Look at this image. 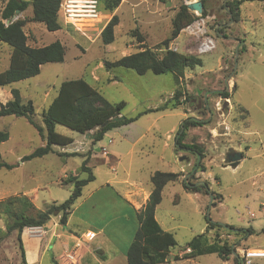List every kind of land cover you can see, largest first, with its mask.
I'll return each instance as SVG.
<instances>
[{
  "label": "rangeland",
  "instance_id": "rangeland-1",
  "mask_svg": "<svg viewBox=\"0 0 264 264\" xmlns=\"http://www.w3.org/2000/svg\"><path fill=\"white\" fill-rule=\"evenodd\" d=\"M6 1L0 0V13ZM226 1L229 0H208L206 17L190 11L196 19L170 43L169 50L177 49V53L202 61V66L187 69L178 81L172 74L138 75L123 68L110 70L106 63L145 48L163 58L166 50L160 45L170 37L172 20L186 0H124L111 14L101 6L97 30L87 36L66 25L50 32L42 23L28 22L24 27L27 44L41 48L60 41L66 48L65 61L44 64L39 75L0 88V107L12 99L11 91L17 89L24 104L33 103L34 122L46 130L43 111L56 98L61 84L85 79L110 103L126 102L121 116L138 119L126 129L127 137L122 136L123 130L112 131L93 145L87 135L57 124L56 132L72 138L73 144L55 146L47 156L23 162L24 157L45 145L44 140L25 118L1 117L0 132H8L9 140L0 144V163L13 168L0 169V202L23 195L39 209L65 202L74 189L73 184L65 185L66 181L71 175H79V179L88 177L80 169L93 152L88 166L96 179L83 188L78 201H84L96 188L103 189L98 197L107 204L119 201L120 196L137 188L152 192L151 178L156 172L179 173L180 180L163 189L162 201L156 209V219L177 241L171 252H186L195 239L204 245V237L209 243L236 245L240 264H244L242 252L264 251V0L244 2L237 22H231L228 12L222 9ZM32 13L30 6L16 19H28ZM113 16L119 18L114 28L115 40L105 45L97 32ZM199 23H204L202 30H194L192 27ZM138 34L144 43L140 44ZM210 39L214 48L201 53L200 47ZM10 57L9 45L0 42V72L9 68ZM177 90L182 94L178 109L157 111L175 97ZM223 92H228L230 98L223 99L220 95ZM189 117L206 121L205 126L190 129L185 141L205 149L202 165L206 171L194 177L191 172L196 157L189 151H174L176 134ZM105 151L115 154L118 161H112ZM238 154L240 163L232 168L229 158ZM184 179L192 183L207 182L212 194L186 192ZM248 209L254 217L247 215ZM116 210H120L119 206ZM56 224H60V216L51 221V225ZM219 224L251 228L254 233L249 237H244V233L230 234L219 228ZM6 225L0 214V264H22L17 233L6 234ZM121 228L119 238H125ZM31 231L27 228L22 235L26 260H30L37 247L43 254L41 264H55L54 257L61 254L58 243L43 253L47 247V230L35 229L34 235ZM42 235H45L43 239ZM186 259L175 264H236L234 256L225 262L216 254L189 258L190 262ZM253 264H264V259H254Z\"/></svg>",
  "mask_w": 264,
  "mask_h": 264
},
{
  "label": "trees",
  "instance_id": "trees-1",
  "mask_svg": "<svg viewBox=\"0 0 264 264\" xmlns=\"http://www.w3.org/2000/svg\"><path fill=\"white\" fill-rule=\"evenodd\" d=\"M63 0H7L0 13V42L9 45L11 57L9 68L0 72V88L12 85L40 74L41 67L47 63H63L65 61L66 48L60 42H54L41 48H33L27 44L28 37L24 32V27L28 22L42 23L48 31H59L64 25L61 14L60 4ZM165 2L166 0H160ZM247 1L258 0H229L226 1L222 9L228 12L231 22L240 20L241 5ZM122 0H103L102 7L110 14L115 12L121 5ZM204 10L202 16L209 15L208 0H203ZM32 7V16L28 19H16L18 13L26 12ZM196 17L190 12L187 4H183L172 20L171 35L160 48L165 49L163 58L159 59L157 54L145 48L142 51L125 56L113 63L107 62L106 67L110 70L123 68L132 70L138 75L152 72L156 75L172 74L177 81L183 77L187 69H195L202 66L200 58L188 56L169 50L170 43L178 38L181 31L191 24ZM9 22V24H6ZM119 24V18L113 16L107 22L106 27L101 33L102 41L105 45L114 42V28ZM140 44L144 43L142 35L138 34ZM12 99L0 107L1 117L25 118L30 125L35 127L44 140L45 145L36 149L32 154L23 158L30 161L36 158H43L53 152V147H67L73 144L74 140L56 132V125H63L82 135H89L93 144L101 142L105 135L116 127L128 125L136 118H125L120 122H110L105 127L103 125L112 118L121 116L126 107V102L117 104L110 103L97 89H95L85 79L65 81L61 84L56 98L50 106L43 111L42 119L44 128L34 122L35 108L32 102L24 104L20 91H11ZM223 99H229L228 92L220 93ZM181 91L177 90L175 97L164 104L157 111H173L182 104L180 97ZM187 100V99H186ZM148 112H153L152 110ZM206 125L203 119L189 117L182 122L180 130L175 137L176 151H189L195 157V165L191 172L193 177L198 172H205L206 168L202 165L205 159V149L197 143H186L188 131L193 128H201ZM9 140L8 132H0V144ZM91 154V153H90ZM90 154L88 159L90 158ZM86 159L80 172L88 173L86 179H79V175H71L65 185L73 184L74 189L68 200L58 204L56 202L48 204L45 209H39L27 196L11 197L6 201L0 202V214L6 219V234L17 233L18 247L22 258V264H27L26 253L22 240L24 230L27 228H48L53 218L60 216V225L65 226L71 214L74 204L82 196L83 188L95 181L92 169L88 166ZM11 170L13 166L7 163H0V169ZM182 175L179 173L156 172L152 178L153 190L144 209L139 214L140 228L127 251L128 264H162L168 258L171 248L177 245V241L171 232L164 231L156 219V209L162 201V192L169 183L180 180ZM184 190L188 193L212 194L209 184L192 183L187 179L183 180ZM64 186V185H63ZM208 222L210 221L207 218ZM221 229L227 230L230 234L244 233V237L253 235V229L235 228L231 225H217ZM202 234L200 237H203ZM199 237V238H200ZM201 245L198 239L189 244L186 250H191L190 257L202 256L207 254H218L223 260H228L234 256L236 264H240L236 245L223 243H209ZM202 239H200L201 241ZM188 258V257H187Z\"/></svg>",
  "mask_w": 264,
  "mask_h": 264
},
{
  "label": "crops",
  "instance_id": "crops-1",
  "mask_svg": "<svg viewBox=\"0 0 264 264\" xmlns=\"http://www.w3.org/2000/svg\"><path fill=\"white\" fill-rule=\"evenodd\" d=\"M123 2L124 0H122L121 4H123ZM131 125L132 123L122 125L114 128L110 132L123 130L122 136L127 137L126 129ZM108 133L105 136H107ZM112 142L111 140L110 143ZM102 149L105 150L106 147ZM105 152L112 161H118L115 154L108 153L107 151ZM91 154L92 157L93 152ZM107 186L109 188H114L112 184H107ZM102 190L103 189L96 188L87 195L84 201L83 199L78 201L82 197L81 196L74 204L65 226L56 224L55 226L50 225L47 229L39 227L46 229L49 234L48 237L46 235L47 247L43 249V253L47 252L48 247L52 248L56 243L59 245L61 254L54 257L55 260L53 262L55 264H128L127 251L140 228L139 214L147 204L151 191L146 192L141 188H137L134 192L127 191L123 196H120L119 201L114 200L107 204L98 197V195L103 192ZM141 192L144 194V200ZM86 204L89 205L85 209L84 206ZM118 206L120 208L119 211L116 210ZM106 208H111L113 210L108 211ZM120 226L126 233L125 238H119L118 232ZM163 230L170 232L168 229L163 228ZM89 235H91V237H88ZM44 237L45 235H42L41 239ZM190 251V249L186 252L178 251L176 253L169 251L166 262L162 264H175L185 260L187 257L186 261L190 262ZM25 253H27V251ZM196 257L191 259H195ZM42 258L43 254H40L39 249L36 247L35 250L32 251V259L26 261L28 264H41ZM223 261H230V258Z\"/></svg>",
  "mask_w": 264,
  "mask_h": 264
},
{
  "label": "built area",
  "instance_id": "built-area-1",
  "mask_svg": "<svg viewBox=\"0 0 264 264\" xmlns=\"http://www.w3.org/2000/svg\"><path fill=\"white\" fill-rule=\"evenodd\" d=\"M103 0H63L60 4V14L64 25L72 27L74 30L81 32L87 36V33L96 31V26L99 24L101 17V6ZM107 25V24H106ZM106 25L98 30V36L101 35ZM194 26V25H193ZM204 27V23H199L197 27H192L194 30L201 31ZM215 44L213 40H207L200 47L201 53H206L214 48ZM176 52L177 49H174ZM264 213V204L262 206ZM247 215L254 217V213L248 209ZM33 231L39 228H31ZM31 231L34 235L35 232ZM41 233V231H39ZM36 237V236H34ZM42 237V236H41ZM253 253H264V251L256 252L254 250H247L242 252L241 261L244 264H253L254 259H264V255H253Z\"/></svg>",
  "mask_w": 264,
  "mask_h": 264
},
{
  "label": "water",
  "instance_id": "water-1",
  "mask_svg": "<svg viewBox=\"0 0 264 264\" xmlns=\"http://www.w3.org/2000/svg\"><path fill=\"white\" fill-rule=\"evenodd\" d=\"M187 2V6H188V9L192 12H197L199 13L200 15L203 14V10H204V4H203V0H186ZM19 14V13H18ZM17 18V16L14 17V20ZM6 24H9V22H6ZM125 117L123 116H117L115 118H112L110 119L109 121H107L103 127H105L107 124H109L110 122H120L122 120H124ZM90 134L87 135L88 138H90ZM182 160V158H181ZM240 160H241V155L238 154L234 157H230L229 158V165L232 167V168H237L239 163H240Z\"/></svg>",
  "mask_w": 264,
  "mask_h": 264
},
{
  "label": "clouds",
  "instance_id": "clouds-1",
  "mask_svg": "<svg viewBox=\"0 0 264 264\" xmlns=\"http://www.w3.org/2000/svg\"><path fill=\"white\" fill-rule=\"evenodd\" d=\"M253 255H264V253H253Z\"/></svg>",
  "mask_w": 264,
  "mask_h": 264
},
{
  "label": "bare ground",
  "instance_id": "bare-ground-1",
  "mask_svg": "<svg viewBox=\"0 0 264 264\" xmlns=\"http://www.w3.org/2000/svg\"><path fill=\"white\" fill-rule=\"evenodd\" d=\"M31 257H32V256L29 257L30 260L32 259ZM30 260H29V261H30Z\"/></svg>",
  "mask_w": 264,
  "mask_h": 264
}]
</instances>
